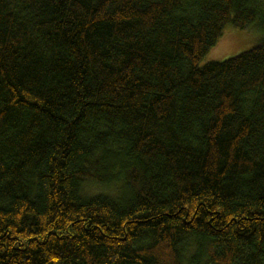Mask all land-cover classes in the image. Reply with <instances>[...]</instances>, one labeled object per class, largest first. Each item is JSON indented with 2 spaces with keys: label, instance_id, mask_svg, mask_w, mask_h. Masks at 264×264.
<instances>
[{
  "label": "trees",
  "instance_id": "16d2710c",
  "mask_svg": "<svg viewBox=\"0 0 264 264\" xmlns=\"http://www.w3.org/2000/svg\"><path fill=\"white\" fill-rule=\"evenodd\" d=\"M0 264H264V0H0Z\"/></svg>",
  "mask_w": 264,
  "mask_h": 264
},
{
  "label": "rangeland",
  "instance_id": "374dc122",
  "mask_svg": "<svg viewBox=\"0 0 264 264\" xmlns=\"http://www.w3.org/2000/svg\"><path fill=\"white\" fill-rule=\"evenodd\" d=\"M261 38L262 32L255 26L245 29L227 26L216 45L199 61V66L211 61H222L251 49L259 43Z\"/></svg>",
  "mask_w": 264,
  "mask_h": 264
}]
</instances>
